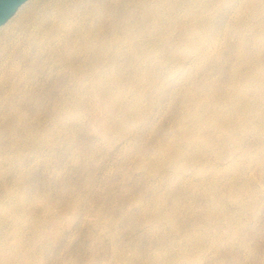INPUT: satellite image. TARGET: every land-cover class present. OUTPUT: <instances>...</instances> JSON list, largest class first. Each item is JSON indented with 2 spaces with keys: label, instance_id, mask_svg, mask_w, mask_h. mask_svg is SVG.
I'll return each instance as SVG.
<instances>
[{
  "label": "rangeland",
  "instance_id": "obj_1",
  "mask_svg": "<svg viewBox=\"0 0 264 264\" xmlns=\"http://www.w3.org/2000/svg\"><path fill=\"white\" fill-rule=\"evenodd\" d=\"M35 1L37 0H26L24 3H22L17 8L15 13L4 24L0 26V33L5 28L13 25L17 17L23 14L26 9ZM238 11L240 12L228 11L226 16L219 20L218 24H206V28H201L199 29L200 31L194 32V36H190L192 38L191 41L187 38L189 36L188 34L191 35L190 32H193V30L191 29V24H186L188 26L187 28H179L181 26H184L182 24L178 25L179 27H177V29L176 27H174L167 31L163 30L161 34L164 40L162 47L164 46V48H162L163 50L161 49V54L159 53L158 55H152V57L146 61H136L126 58L118 59L116 61L117 64L114 62L112 67V74L116 79L111 78L114 77L113 75L109 77H100L101 85L99 89H97L98 92H85L86 94H84V97L86 95L87 96L85 99L83 98L84 101H80V105L77 104L70 108H53L55 106L49 104L38 105L28 103L24 105H16L12 108L5 106L2 109L3 114L0 116V144H3L1 149L2 152L6 153L5 151H8L6 145H8L9 143L13 141L14 143H17V145L14 144V168L12 167V169L9 170V164L8 162H6L5 168L3 169V175L8 177L9 180L12 178V180L15 181V184L17 186H15V188L18 191V199H26L28 205L32 203L29 208L31 207L30 213L33 220L36 221V219H38L37 222H45L49 217V219L47 220L48 224L46 225L45 223L46 228L42 227L40 229H36L34 232L35 239L37 241L40 239L41 240L38 242L33 241V243L27 247L28 249L26 248L27 251L24 250L22 252L23 259L20 258L17 264H264V98L260 97L261 95H264V90L262 91V89H264V87H262L264 86V84L262 86H259L251 82L248 86H240V89H244L246 91L247 96L245 95L244 98L249 97V100L256 102V108H254V110L250 111L249 114H247L249 125L242 126L241 124L239 125V123H237L238 128L237 126L236 128L238 129V131L236 129L235 132L233 131L232 133H230L231 135L226 134L227 132L221 133L225 135H222L223 137L221 135L219 136L223 141L227 139L226 136H229V139L224 142H222L219 138L218 143H222L221 145L223 149L217 143V140L215 143L213 142L215 145L211 143L215 148H212L213 146H209V149H207V145L204 146L203 144L204 139L202 138V134L200 136L198 135L201 142L199 141V138H196L197 135L196 137L194 136L195 139H191V141L193 140V143L195 140L194 144H196L197 142V144L204 146L205 149H207L205 154L206 157L209 155L207 158H209L211 162H207V160L203 162L188 161L189 152L187 153V151L184 150V147L185 149L187 147L188 149H192L195 145L192 147L190 145V142H188L187 146V141H184L185 139L183 138L181 139L183 127L181 126V123H179L182 122V114L184 109L183 103L185 101L188 90H193L201 94L205 93V90L209 91L208 89H210L211 92L209 91L208 93L206 91V93H208L210 97L212 96V94V97H215L217 95L223 94L224 92H227L229 89H232V86L228 87V81L230 86V82L235 77V75L254 76L258 69L260 70V68L262 69L263 67L264 70V66H262V64L264 65V0H252L250 3L248 0L247 5ZM178 33L179 36H177ZM185 34L187 35L185 36ZM171 37L176 38V41ZM256 38L257 40L253 42V40H255ZM185 39L187 41V44L186 41H184ZM167 40L169 42H167ZM194 41L203 42V45L205 47L199 49L194 44ZM239 43H241V46L239 45ZM166 44H168L167 48L165 47ZM257 44H259V46ZM170 45H172V47H170ZM212 47L213 49H211ZM206 51H208V53ZM162 54L165 57H163ZM170 54L171 56H169ZM191 61L193 64L191 63ZM252 62L255 64L253 65ZM169 64L172 65L169 66ZM232 66L235 68L233 69ZM144 67L150 70L148 71ZM133 74L137 77H135ZM185 77L188 78L186 79ZM110 79L112 80V86L110 85V83H108L111 82ZM156 80L158 81L156 82ZM204 83L206 84V86ZM183 85L185 86L184 88ZM114 87L115 89H112ZM143 87L146 89L143 90ZM100 88L104 90L100 91ZM204 88L205 90H203ZM201 89L204 92H201ZM258 89L260 90L259 92ZM106 90L108 93L106 92ZM110 90L113 91V95L111 94ZM100 93L101 96L99 95ZM110 95H112L113 99H111ZM97 96H100L99 99L97 98ZM105 96L109 98L107 99V101H105ZM101 97H105V99L103 98L104 101H101V103H105L108 101L111 102L110 107H108L109 111L107 110V105L109 106V102L101 104L99 101L102 100L100 99ZM112 100H115L116 102H112ZM93 104L94 106L90 107ZM99 105L103 106L100 108ZM79 106L82 109L79 108ZM63 108L66 110V112H64L65 110ZM123 108L127 111L126 113ZM21 110L24 114L26 113L25 118L23 117L24 114H22V116V112H19ZM67 111H70V113L68 114ZM112 111L115 112V115L114 113H112ZM9 113H11V117L9 116ZM60 113L62 115H60ZM66 113V117H63V115ZM57 114L59 115L58 117ZM78 114L81 115L79 116ZM179 114L181 116L180 118H178ZM103 115L105 117L107 116L106 120H104L106 122L103 121V119L105 118L103 117ZM123 118H125L126 120ZM141 118H143L142 121ZM113 121L115 122L113 123ZM128 121L130 123L132 122L134 125L131 123L132 126H129L130 123ZM16 124H18V126H16ZM106 125L109 127L107 128ZM110 125H112V127H110ZM134 127L135 132L131 131L134 129ZM240 128L242 129V133H245V135H242ZM262 128L263 130H261ZM10 129H12V131ZM67 129L69 131H67ZM128 129L130 131V134H127ZM251 129L252 132H250ZM65 130L68 133H66ZM27 131L28 133H26ZM108 131L111 133H109ZM239 132L242 136L239 134ZM233 133H236L235 136L233 135ZM22 134H24V136ZM197 139L199 142L197 141ZM241 140H243V142ZM174 143V147H176L177 149L174 151L179 150L182 152L180 153L181 155L179 157L181 159L183 158V156L187 157L186 159L184 157L182 159L183 161L180 160L179 157H177V160L175 158V163L170 159V150L172 148L169 149V147H171L170 145ZM229 144L230 146L228 147ZM189 146H191V148ZM226 146L230 151L225 148ZM232 148L233 150H236V152H234L237 155L235 156L234 160H232L233 158H231L233 157L232 153H234ZM160 149H162L163 151H160ZM166 149H168V153L166 152ZM224 149L226 152L224 151ZM209 151L211 152L209 153ZM241 151H245L244 155H247L251 158H248L247 156L245 157L244 155L242 156L241 154H243V152ZM27 152H30V154ZM165 152L167 154H165ZM219 152H222L221 155L223 154V157L220 161L216 159V157L218 158L217 154H219ZM26 153L28 154L27 156ZM183 153H185V155ZM154 154H157V156L155 155L157 160L154 157ZM163 154L166 156L164 157ZM228 154L230 155V157ZM158 155L161 159L158 158ZM140 158L143 160L140 161ZM237 158H240L239 160L242 162H240ZM162 159L163 163L161 164V166L159 163L162 162ZM166 159L169 162L167 163V168L164 166V163L167 166ZM146 160H148L149 162ZM235 160L236 163L238 162V165L236 163H232L235 162ZM144 162L145 164H143ZM138 163L140 164L139 166H137ZM239 163H242V165ZM178 164L183 168L180 167L179 169ZM246 164L249 165L247 166ZM34 165H36V167ZM170 165H172V167L174 166L175 168L173 169L172 167H170ZM192 165L195 168H192ZM160 166L161 170L158 169L160 168ZM232 168L235 170H233ZM258 168L260 169V171ZM175 169H177V171H175L177 173L174 172ZM183 169H185L184 172ZM195 170L197 174L199 171V175L196 174ZM152 171L153 173H151ZM258 171L262 175H259ZM238 172H240V174ZM20 174L25 175L21 176ZM231 176H233L234 179L231 178ZM16 181L19 183V185L22 186H19ZM209 182L211 184H209ZM215 183H218L217 186ZM234 185L236 186L234 187ZM22 189L24 190V192H22ZM153 189L155 190V192L152 191ZM212 189L214 191L217 190V193ZM222 189H224V191ZM229 189L234 193L232 191L229 193ZM254 189L257 190V193ZM235 191L237 192L235 193ZM208 192L214 194L208 195ZM249 194L252 196H250ZM173 195L175 196V198ZM157 196L160 198H157ZM176 196L179 198L176 199ZM227 197L228 199H226ZM162 199L164 200V202ZM39 200L41 205L40 203H37ZM132 201L137 202L138 204L133 203ZM52 203L53 205H51ZM68 203L71 204L69 205ZM49 205L50 207H48ZM209 205H211L212 207ZM144 206L146 211L143 208ZM215 206L218 207V210L217 208H215ZM33 207L35 210H33L34 212L32 211ZM213 208L214 211L210 212L213 210ZM222 210H224L223 212L225 216L222 214ZM98 212L100 214H98ZM143 212L146 214L145 217V214ZM32 213L34 214L32 215ZM228 213H230V215H228ZM190 214L191 216L189 217ZM218 214L220 216L216 218ZM220 217L221 222H219ZM105 220H108V222ZM166 220L168 222H166ZM206 221H209L210 225L209 222L207 223ZM49 222H53L51 223V226ZM106 223H108V225ZM150 223L152 224L151 226ZM52 224L54 226H52ZM174 224L176 226L178 224L177 227L179 229ZM240 224H242L243 226ZM189 226H191L193 229ZM217 227L219 228L217 229ZM215 229L217 231H215ZM221 229L224 231L221 232ZM191 230H194L195 232L193 231V233ZM43 231L46 233V236L44 235L45 233ZM174 231H176L177 233L175 232V234ZM207 231L208 233H206V235L205 232ZM226 231L229 233H227ZM38 232H40L41 234ZM231 232L233 234H230ZM172 233H174V235ZM224 234L226 235L225 238L222 236ZM235 235L237 237H235ZM168 236L170 239H168ZM233 236L234 238H231ZM54 237L55 239H53ZM210 237L213 238L211 239ZM97 238L100 241H98ZM135 243H138L137 246ZM191 243L193 244L191 245ZM180 246L182 247V249ZM112 247L114 249H112ZM208 249H212L213 251H208ZM5 255H7V253H4V256ZM27 256H31L28 262L27 260H24V257ZM72 258L75 261L72 260ZM217 258L218 260H216ZM63 259L66 262L63 261ZM91 260H93V262H91ZM261 260L263 261L261 262Z\"/></svg>",
  "mask_w": 264,
  "mask_h": 264
},
{
  "label": "bare ground",
  "instance_id": "obj_2",
  "mask_svg": "<svg viewBox=\"0 0 264 264\" xmlns=\"http://www.w3.org/2000/svg\"><path fill=\"white\" fill-rule=\"evenodd\" d=\"M248 0H37L33 2L26 11L17 17L15 23L8 28H5L0 33V116L3 114L2 109L5 106L12 108L16 105H24V104H38L44 105L49 104L56 107H65L70 108L75 105H80V101H84L86 96L84 97L85 92L92 91L91 93L98 92L97 89L100 87V77H109L112 74L113 63L118 59H133L136 61L139 60H148L152 57V55L161 54L162 44L164 42L162 31L169 30L171 28L179 27L178 25H184L179 28H187L186 24H191L193 32H190L187 37L191 41V37L195 35L194 32L200 31L201 28H206V24H218L219 20L226 16L228 11L240 12L238 10L242 9L247 5ZM252 0H249V3ZM257 14V13H256ZM4 24V23H3ZM210 25V26H211ZM245 25V24H244ZM190 26V25H189ZM234 26V25H233ZM238 26V25H237ZM236 28V25H235ZM241 28V27H240ZM189 30V29H188ZM179 31V30H178ZM235 31V30H234ZM176 32V31H175ZM173 33V32H172ZM181 33V32H180ZM171 35V34H170ZM175 35V34H174ZM187 34H185L186 36ZM240 35V34H238ZM179 36V33L178 35ZM184 36V35H183ZM191 36V37H190ZM217 37V35H216ZM215 37V38H216ZM234 37V36H233ZM172 39L176 38L171 37ZM178 38V37H177ZM181 38V37H180ZM207 38V37H206ZM232 38V37H231ZM205 39V38H204ZM250 39V38H249ZM248 39V40H249ZM253 39V38H252ZM182 40V39H181ZM221 40V39H220ZM235 40V39H233ZM257 38L254 41H256ZM186 41V39L184 40ZM167 42H169L167 40ZM166 42V43H167ZM262 43V42H261ZM170 44V43H169ZM187 44V41H186ZM194 44L199 48L205 47L203 42L194 41ZM241 43H239L240 45ZM165 45V44H164ZM168 44H166V48ZM194 45V46H195ZM259 46V44H257ZM174 46V45H173ZM187 46V45H186ZM216 46V45H214ZM219 46V45H218ZM241 46V45H240ZM172 47V45H170ZM177 47V46H175ZM208 48V47H207ZM170 49V48H169ZM196 49V48H195ZM194 49V50H195ZM213 49V47L211 48ZM210 49V50H211ZM262 49V48H261ZM260 49V50H261ZM163 50V49H162ZM259 50V49H258ZM166 51V50H165ZM257 51V50H255ZM164 52V51H163ZM162 52V53H163ZM184 52V51H183ZM198 52V51H197ZM208 53V51H206ZM240 52V51H239ZM170 53V52H169ZM174 53V50H173ZM238 53V52H237ZM242 53V52H241ZM257 53V52H256ZM164 54V53H163ZM162 54L163 57H165ZM174 55V54H173ZM187 55V54H186ZM193 55V54H192ZM195 55V54H194ZM206 55V54H204ZM171 56V54L169 55ZM240 56V55H239ZM260 56V55H259ZM186 57V56H185ZM184 57V58H185ZM191 57V56H190ZM171 58V57H170ZM169 58V59H170ZM157 59V58H156ZM160 59V58H159ZM164 59V58H163ZM183 59V58H182ZM205 59V58H204ZM243 60V58H242ZM246 60V59H245ZM261 60V59H260ZM152 61V60H151ZM156 61V60H155ZM154 62V60H153ZM165 62V61H163ZM162 62V63H163ZM194 62V61H193ZM247 62V61H246ZM137 63V62H136ZM139 63V62H138ZM158 63V61H157ZM156 63V65H157ZM170 63V62H169ZM192 63V61H191ZM238 63V61H237ZM242 63V61H241ZM253 63V62H252ZM117 64V63H116ZM131 64V63H130ZM150 64V63H149ZM155 64V63H153ZM165 64V63H164ZM193 64V63H192ZM233 64V62H232ZM255 63H253L254 65ZM166 65V64H165ZM172 65V64H171ZM169 64V66H171ZM199 65V64H198ZM249 65V64H248ZM247 65V66H248ZM252 65V66H253ZM133 66V64H132ZM191 66V65H190ZM238 66V65H237ZM262 66H264L262 64ZM116 67V66H115ZM164 67V65H163ZM162 67V69H163ZM173 67V66H172ZM231 67V65H230ZM233 67V66H232ZM134 68V67H133ZM141 68V67H140ZM146 68V67H144ZM154 68V67H153ZM235 67H233L234 69ZM115 69V68H114ZM135 69V68H134ZM133 69V70H134ZM147 69V68H146ZM159 69V68H158ZM176 69V68H175ZM174 69V70H175ZM244 69V68H243ZM148 70V69H147ZM150 70V69H149ZM148 70V71H149ZM178 70V69H177ZM236 70V69H235ZM246 70V69H245ZM256 70V69H255ZM115 71V70H114ZM113 71V72H114ZM124 71V70H123ZM136 71V70H135ZM134 71V72H135ZM146 71V70H145ZM173 71V70H172ZM171 71V72H172ZM243 71V70H242ZM153 72V71H152ZM156 72V71H154ZM241 72V71H240ZM238 72V73H240ZM254 72V71H253ZM117 73V72H115ZM122 73V71H121ZM141 73V72H140ZM158 73V72H157ZM168 73V72H167ZM191 73V72H190ZM231 73V71H230ZM229 73V74H230ZM237 73V72H236ZM127 74V73H126ZM118 75V74H117ZM121 75V74H120ZM119 75V76H120ZM134 75V74H133ZM132 75V76H133ZM172 75V74H171ZM217 75V74H216ZM114 76V75H113ZM137 77L136 75H134ZM133 76V77H134ZM231 76V75H230ZM150 77V76H149ZM112 79L115 78L111 77ZM123 78V77H122ZM142 78V76H141ZM158 78V77H157ZM186 78V77H185ZM188 78V77H187ZM186 78V79H187ZM105 79V78H104ZM107 79V78H106ZM116 79V78H115ZM119 79V77H118ZM146 79V78H145ZM163 79V78H162ZM111 80V79H110ZM230 80V79H229ZM153 81V80H152ZM158 80H156L157 82ZM205 81V80H204ZM104 82V81H103ZM115 82V81H114ZM113 82V83H114ZM118 82V81H117ZM130 82V81H129ZM255 83L259 86L264 84V70L263 67L256 72L254 76H236L231 80L230 86L228 81L229 89L227 92L223 94L217 95L215 97L209 96V91L205 90V93H197L193 90H188V93L185 97V101L183 103L184 109L182 114V122L181 126L182 137L181 139H185L186 145L188 146V142L193 147L192 149H188V147L184 150L187 151L189 157L188 161H205L211 162L209 158L206 157V150L209 149V146L215 145L214 143L217 140L219 141V136L224 135L222 132H227L226 134L231 135L233 131L235 132L238 128L237 123L242 126H247L248 117L250 111L256 108V102L249 100V97L244 98L246 95V91L244 89H240V86L249 85V83ZM110 85L112 86V80ZM135 83V82H134ZM225 83V82H224ZM145 84V83H144ZM205 84V83H204ZM226 84V83H225ZM109 85V86H110ZM120 85V84H119ZM130 85V84H129ZM185 85V84H184ZM183 85V88L185 87ZM253 85V84H252ZM155 86V84H154ZM187 86V85H186ZM206 86V84H205ZM121 87V86H120ZM134 87V86H133ZM145 87V86H144ZM143 87V90L146 88ZM153 87V86H152ZM209 87V86H208ZM258 87V86H257ZM264 87V86H262ZM109 88V87H108ZM140 88V87H139ZM151 88V87H150ZM207 88V87H206ZM214 88V87H213ZM245 88V87H244ZM256 88V87H254ZM253 88V89H254ZM112 89H115L112 88ZM138 89V88H136ZM135 89V90H136ZM152 89V88H151ZM194 89V88H193ZM225 89V88H224ZM260 89V88H259ZM258 89V92L260 91ZM104 90L100 88V91ZM109 90V89H107ZM106 90V92H107ZM132 90V89H131ZM141 90V89H140ZM202 90V89H201ZM201 92H204V91ZM264 89H262L263 91ZM111 94H112V90ZM118 91V90H117ZM139 91V90H137ZM136 91V92H137ZM200 91V90H199ZM206 91L208 93H206ZM222 91V90H221ZM254 91V90H253ZM105 92V91H104ZM116 92V90H115ZM211 92V91H210ZM220 92V91H219ZM108 93V92H107ZM119 93V92H118ZM138 93V92H137ZM143 93V91H142ZM215 93V92H214ZM106 94V93H105ZM120 94V93H119ZM135 94V92H134ZM218 94V93H217ZM264 94V92H263ZM101 96V93L99 94ZM103 95V93H102ZM108 95V94H107ZM106 95V96H107ZM113 95V94H112ZM112 95H110L111 99H113ZM90 96V95H89ZM99 96V97H100ZM105 96V97H106ZM140 96V95H139ZM247 96V95H246ZM255 96V95H254ZM253 96V97H254ZM97 96V98L99 99ZM105 97H103L105 99ZM109 97V96H108ZM138 97V96H137ZM264 98V95L260 96ZM84 98V99H83ZM89 98V97H87ZM102 97L99 100L104 101ZM97 99V101H98ZM106 97V100L107 101ZM124 100V99H123ZM264 100V99H263ZM86 101V100H85ZM111 101V100H110ZM115 100H112V102ZM128 101V100H126ZM125 101V104H126ZM257 101V100H256ZM260 101V100H259ZM89 102V101H88ZM94 102V100H93ZM92 102V103H93ZM109 102V101H108ZM105 102V103H108ZM116 102V101H115ZM99 103V102H98ZM99 103V104H100ZM101 103V104H105ZM107 105V110L108 107ZM128 103V102H127ZM259 104V103H258ZM96 105V104H95ZM145 105V104H144ZM94 106L91 105L90 107ZM100 106V105H99ZM98 106V107H99ZM103 106V105H102ZM100 106V108L102 107ZM123 106V105H122ZM126 106V105H125ZM124 107V106H123ZM131 107V106H128ZM127 107V108H128ZM182 107V105H181ZM180 107V108H181ZM52 108V107H51ZM79 108H81L79 106ZM96 108V107H95ZM99 108V109H100ZM116 108V106H115ZM126 108V107H125ZM264 108V106H263ZM64 109V108H63ZM82 109V108H81ZM90 109V108H89ZM97 109V108H96ZM37 110V109H36ZM65 110V109H64ZM92 110V108H91ZM103 110V109H102ZM114 110V109H110ZM124 110V108H123ZM40 111V110H39ZM54 111V109H53ZM63 111V110H62ZM61 111V112H62ZM83 111V110H82ZM94 111V108H93ZM106 111V110H105ZM109 111V110H108ZM106 111V112H108ZM125 113L127 112L124 110ZM140 111V110H139ZM142 111V110H141ZM261 111V109H260ZM20 113L22 112L19 111ZM60 112V109H59ZM66 112V110L64 111ZM68 112V111H67ZM78 112V111H76ZM81 112V111H80ZM130 112V111H128ZM259 112V111H258ZM19 113V114H20ZM39 113V112H38ZM37 113V114H38ZM58 113V112H57ZM70 111L68 112V114ZM109 113V112H108ZM112 113L115 112L112 111ZM117 113V111H116ZM122 113V112H121ZM124 113V114H125ZM253 113V112H252ZM256 113V112H255ZM5 114V113H4ZM11 113H9V116ZM24 114L23 112L21 115ZM26 114V113H25ZM24 114V118L26 117ZM53 114V113H52ZM107 114V113H106ZM104 114V115H106ZM142 114V113H141ZM254 114V113H253ZM60 115H62L60 113ZM67 113L63 115L66 117ZM79 115V114H78ZM81 115V114H80ZM79 115V116H80ZM103 115V117H105ZM112 115V114H111ZM123 115V114H122ZM131 115V114H130ZM263 115V114H262ZM35 116V115H34ZM42 116V115H41ZM59 115L57 114V117ZM78 116V117H79ZM113 116V115H112ZM253 116V115H252ZM258 116V115H257ZM6 117V116H5ZM3 117V118H5ZM18 117V116H17ZM50 117V116H49ZM54 117V116H53ZM62 117V118H63ZM107 117V116H106ZM106 117L103 119L106 120ZM110 117V115H109ZM180 114L179 117L180 118ZM32 118V117H31ZM121 118V117H120ZM133 118V117H132ZM131 118V119H132ZM250 118V117H249ZM256 118V117H255ZM18 119V118H17ZM29 119V118H28ZM33 119V118H32ZM66 119V118H65ZM125 119V118H123ZM127 119V114H126ZM125 119V120H126ZM139 119V117H138ZM143 118H141L142 121ZM176 119V118H175ZM263 119V118H262ZM261 119V120H262ZM27 120V119H26ZM56 120V119H55ZM113 120V119H112ZM133 120V119H132ZM260 120V119H259ZM258 120V121H259ZM31 121V120H30ZM122 121V120H121ZM140 121V119H139ZM106 122V121H104ZM111 122V121H110ZM115 121H113L114 123ZM125 122V121H124ZM129 122V121H128ZM135 122V121H134ZM52 123V122H51ZM108 123V122H107ZM112 123V124H113ZM118 123V122H117ZM120 123V122H119ZM122 123V122H121ZM130 123V122H129ZM132 123V122H131ZM129 126H132V124ZM139 123V122H137ZM173 123V122H172ZM254 123V122H253ZM19 124V123H18ZM16 124V126H18ZM24 124V122H23ZM171 124V123H169ZM11 125V124H10ZM69 125V124H68ZM134 125V124H133ZM9 126V125H8ZM7 126V127H8ZM36 126V125H35ZM38 126V124H37ZM116 126V125H115ZM118 126V124H117ZM177 126V125H176ZM237 126V128H236ZM253 126V125H252ZM24 127V126H23ZM73 127V126H72ZM108 128L109 126L106 125ZM112 127V125H110ZM179 127V124H178ZM240 127V126H239ZM249 127V126H248ZM251 127V126H250ZM17 128V127H16ZM28 128V126H27ZM32 128V127H31ZM104 128V127H103ZM128 128V127H127ZM130 128V127H129ZM264 128V127H263ZM263 128L261 130H263ZM23 129V128H22ZM34 129V128H33ZM61 129V128H60ZM69 129V128H68ZM67 129V131H69ZM117 129V128H115ZM241 129V128H240ZM239 129V130H240ZM246 129V128H245ZM253 129V128H252ZM252 129L250 132H252ZM12 131V129H10ZM28 130V129H27ZM38 130V129H37ZM72 130V129H71ZM75 130V129H74ZM257 130V129H256ZM33 131V130H32ZM66 130L65 132L68 133ZM105 131V130H104ZM110 131V130H109ZM108 131V132H109ZM117 131V130H115ZM114 131V132H115ZM122 131V130H119ZM124 131V130H123ZM126 131V129H125ZM127 134H130L129 129L127 130ZM135 132V127L133 130ZM238 131V129H237ZM245 131V130H244ZM64 132V131H63ZM64 132V133H65ZM72 132V131H71ZM70 132V133H71ZM75 132V131H74ZM112 132V133H114ZM178 132V131H177ZM257 132V131H256ZM255 132V134H256ZM28 133V131L26 132ZM65 133V134H66ZM73 133V132H72ZM111 133V132H109ZM118 133V132H117ZM125 133V132H124ZM237 133V132H236ZM235 133V134H236ZM242 133V129H241ZM247 133V131H246ZM106 134V133H104ZM119 134V133H118ZM117 134V135H118ZM122 134V133H120ZM176 134V133H175ZM203 135L204 146L207 145V149L204 146L199 144H194L193 140L194 136L199 138L200 135ZM233 133V135L235 136ZM240 134V132H239ZM24 136V134H22ZM173 135V134H172ZM199 135V136H198ZM241 135V134H240ZM242 135H245V133ZM241 135V136H242ZM248 135V134H247ZM254 135V134H253ZM252 135V136H253ZM264 135V134H263ZM7 136V135H5ZM17 136V135H16ZM75 136V133H74ZM105 136V135H104ZM175 136V135H174ZM225 136V135H224ZM237 136V135H236ZM255 136V135H254ZM111 137V135H110ZM122 137V136H121ZM185 137V138H184ZM223 137V136H222ZM232 137V136H231ZM258 137V136H257ZM11 138V137H10ZM104 138V137H103ZM120 138V137H119ZM174 138V137H173ZM229 139V136H226ZM238 138V136H237ZM260 138V137H259ZM9 139V138H8ZM7 139V141H8ZM106 139V138H105ZM195 139V138H194ZM223 139V138H222ZM225 139L224 141H227ZM239 139V138H238ZM237 139V140H238ZM241 139V137H240ZM107 140V139H106ZM109 140V139H108ZM177 140V139H176ZM202 140V139H201ZM221 140V138H220ZM6 141V142H7ZM13 141V140H12ZM116 141V140H115ZM158 141V140H156ZM168 141V140H167ZM180 141V140H179ZM183 141V140H182ZM198 141V139H197ZM198 141V142H199ZM224 142L223 140H221ZM235 141V138H234ZM243 142V140H241ZM37 142V141H36ZM73 142V141H72ZM129 142V141H128ZM161 142V141H160ZM166 142V141H165ZM171 142V141H170ZM174 142V141H173ZM172 142V143H173ZM201 142V141H200ZM214 142V143H213ZM231 142V141H230ZM154 143V142H153ZM157 143V142H156ZM155 143V144H156ZM181 143V142H180ZM193 143V144H191ZM213 145H212V144ZM226 143V142H225ZM237 143V142H236ZM235 143V144H236ZM7 144V143H6ZM5 144V145H6ZM14 144L17 143L11 142L6 145L8 151L6 153L2 152V145L0 144V264H17V262L22 258V252L26 250L28 246H30L33 241L38 242L40 240H36L34 237V232L36 229L44 228L47 220L45 222H37L38 219L33 220L31 216V211L26 199L20 200L18 199V191L15 188L16 184L12 178L9 180L8 177L3 175V169L5 168V163L8 162L9 170L13 167V157H14ZM35 144V141H34ZM177 144V143H176ZM183 144V143H182ZM219 144V143H218ZM222 144V143H221ZM220 147L222 148V145ZM224 144V143H223ZM232 144V143H231ZM241 144V143H239ZM238 144V145H239ZM159 145V143H158ZM168 145V144H166ZM179 145V144H178ZM226 145V144H225ZM29 146V145H28ZM172 148L170 151V159L175 163V158L179 157L182 153L177 150L175 143L170 145ZM181 146V145H180ZM191 146H189L191 148ZM218 146V145H217ZM230 144L228 145V147ZM232 146V145H231ZM5 147V146H4ZM19 147V146H18ZM157 147V146H156ZM164 147V146H163ZM219 147V148H220ZM237 147V146H236ZM235 147V148H236ZM74 148V147H73ZM178 148V147H177ZM180 148V147H179ZM212 148H215L214 146ZM211 148V149H212ZM227 148V146L225 147ZM234 148V147H233ZM232 148V150H233ZM37 149V148H36ZM165 149V148H164ZM183 149V148H182ZM223 149V148H222ZM228 149V148H227ZM34 150V149H33ZM162 149H160L161 151ZM173 150V151H172ZM213 150V149H212ZM218 150V149H217ZM229 150V149H228ZM247 150V149H246ZM25 151V150H24ZM32 151V150H30ZM35 151V150H34ZM74 151V150H73ZM163 151V150H162ZM183 151V150H182ZM214 151V150H213ZM221 151V150H220ZM225 151V149H224ZM223 151V152H224ZM230 151V150H229ZM228 151V152H229ZM236 150H233V152ZM240 151V150H238ZM248 151V150H247ZM246 151V153H247ZM37 152V151H36ZM168 153V149H166ZM165 152V154H167ZM211 151H209L210 153ZM218 152V151H217ZM226 152V151H225ZM233 154L232 160H234L236 153ZM243 152V151H241ZM245 152V151H244ZM241 154L242 156L244 155ZM30 154V152H27ZM26 153V156L28 155ZM153 153V152H152ZM186 153V154H187ZM222 153V152H221ZM219 152L218 158L216 159L220 161L222 159V155ZM159 154V153H157ZM157 154H154L157 156ZM185 155V153H183ZM182 154V155H183ZM208 154V151H207ZM213 154V153H212ZM211 154V155H212ZM250 154V153H249ZM152 155V154H151ZM164 155V154H163ZM226 155V153H225ZM229 155V154H228ZM142 156V155H141ZM166 155H164L165 157ZM168 156V155H167ZM214 156V154H213ZM241 156V157H242ZM245 156V155H244ZM247 156V155H246ZM245 156V157H246ZM16 157V156H15ZM147 157V156H146ZM150 157V156H149ZM153 157V158H154ZM185 156H183L184 158ZM215 157V156H214ZM230 157V155H229ZM240 157V156H239ZM248 157V156H247ZM20 158V157H18ZM23 158V157H22ZM144 158V156H143ZM152 158V157H151ZM156 158V157H155ZM154 158V159H155ZM158 158L161 159L158 155ZM180 158V157H179ZM182 158V159H183ZM187 157H185L186 159ZM230 158V159H231ZM243 158V157H242ZM241 158V159H242ZM251 158V157H248ZM150 159V158H149ZM180 158V160H182ZM184 159V160H185ZM190 159V160H189ZM209 159V160H208ZM215 159V161H216ZM229 159V158H228ZM238 160L240 158H237ZM247 159V158H246ZM19 160V159H18ZM143 159L140 158V161ZM157 160V158H156ZM214 160V158H213ZM231 160V161H232ZM245 160V159H243ZM20 161V160H19ZM148 161V160H146ZM155 161V160H154ZM161 161V160H160ZM167 161V159H166ZM165 161V162H166ZM170 161V160H169ZM183 161V160H182ZM181 161V163H182ZM230 161V162H231ZM240 161V160H239ZM251 161V159H250ZM16 162V160H15ZM32 162V161H31ZM149 162V161H148ZM214 162V161H213ZM229 162V160H228ZM227 162V163H228ZM242 162V161H240ZM141 163V162H140ZM158 163V161H157ZM163 163H159L160 165ZM169 163L168 161L166 164ZM171 163V162H170ZM192 163V162H191ZM216 163V162H215ZM213 163V164H215ZM220 163V162H219ZM222 163V162H221ZM232 163H236L232 162ZM238 163V162H237ZM236 163V164H237ZM247 163V162H246ZM20 164V162H19ZM142 164V163H141ZM145 164V162L143 163ZM151 164V163H150ZM180 164V163H179ZM178 164V166H179ZM187 164V163H186ZM218 164V163H217ZM229 164V163H228ZM242 165V163H239ZM140 164L138 163L137 166ZM147 165V164H146ZM175 165V164H174ZM191 165V164H190ZM194 165V163H193ZM192 168H195L193 167ZM206 165V164H205ZM204 165V166H205ZM212 165V164H211ZM220 165V164H219ZM238 165V164H237ZM244 165V164H243ZM247 165V164H246ZM249 165V164H248ZM247 165V166H248ZM19 166V165H18ZM21 166V165H20ZM36 167V165H34ZM154 166V165H153ZM151 166V167H153ZM162 166V165H161ZM161 166L160 169L161 170ZM164 166H167L164 163ZM196 166V165H195ZM199 166V165H198ZM226 166V165H225ZM229 166V165H227ZM256 166V165H255ZM143 167V166H142ZM149 167V166H148ZM172 167V165H170ZM182 166H179V169ZM188 167V166H186ZM202 167V166H201ZM200 167V169H201ZM213 167V166H212ZM219 167V166H218ZM233 167V166H232ZM236 167V166H235ZM239 167V166H238ZM241 167V166H240ZM14 168V167H13ZM137 168V167H136ZM175 168L174 166L172 167ZM183 168V167H182ZM181 168V169H182ZM211 168V167H210ZM216 168V167H215ZM227 168V167H226ZM249 168V167H248ZM262 168V167H261ZM22 169V168H21ZM145 169V168H142ZM155 169V168H154ZM153 169V170H154ZM156 169V170H158ZM172 169V170H173ZM186 169V168H185ZM183 169V172L184 170ZM199 169V170H200ZM204 169V168H203ZM202 169V171H203ZM221 169V166H220ZM233 169V168H232ZM238 169V168H237ZM259 169V168H258ZM14 170V169H13ZM17 170V169H16ZM138 170V169H136ZM155 170V171H156ZM197 170V169H196ZM195 170V172H196ZM208 170V169H207ZM225 170V168H224ZM235 170V169H233ZM250 170V169H249ZM8 171V170H7ZM20 171V169H19ZM151 171V170H150ZM163 171V170H162ZM167 171V170H166ZM177 169L174 170V172ZM191 171V170H190ZM243 171V170H242ZM260 171V169H259ZM258 171L259 175L261 174ZM262 171V169H261ZM264 171V170H263ZM23 172V171H22ZM21 172V173H22ZM134 172V171H133ZM132 172V173H133ZM169 172V171H168ZM172 172V171H171ZM170 172V173H171ZM241 172V171H240ZM240 172H238L240 174ZM16 173V171H15ZM131 173V174H132ZM153 173V171L151 172ZM166 173V172H165ZM177 173V172H175ZM215 173V172H214ZM30 174V173H29ZM162 174V172H161ZM197 174V172H196ZM238 174V175H239ZM21 175V174H20ZM25 175V174H24ZM23 174L21 176H24ZM156 175V174H155ZM167 175V174H166ZM187 175V174H186ZM199 175V171L198 174ZM196 175V176H197ZM205 175V174H204ZM244 175V174H243ZM249 175V174H247ZM262 175V174H261ZM122 176V175H121ZM150 176V174H149ZM181 176V175H180ZM201 176V175H200ZM199 176V177H200ZM215 176V175H214ZM217 176V175H216ZM242 176V175H241ZM255 176V175H254ZM175 177V176H174ZM190 177V176H189ZM211 177V176H210ZM213 177V176H212ZM253 177V176H252ZM17 178V177H16ZM187 178V177H186ZM204 178V177H203ZM222 178V175H221ZM230 178V177H229ZM233 178V176H231ZM230 178V179H231ZM248 178V177H247ZM22 179V178H21ZM212 179V178H211ZM228 179V178H227ZM226 179V180H227ZM234 179V178H233ZM249 179V178H248ZM203 180V179H202ZM123 181V179H122ZM201 181V178H200ZM236 181V180H235ZM241 181V180H240ZM249 181V180H248ZM17 182V181H16ZM23 182V181H21ZM217 182V179H216ZM18 183V182H17ZM220 183V182H219ZM234 183V182H232ZM247 183V182H246ZM245 183V184H246ZM23 184V183H22ZM209 184H211L209 182ZM216 184V183H215ZM218 184V183H217ZM216 184V186H217ZM222 184V183H221ZM230 184V183H229ZM228 184V185H229ZM236 184V183H234ZM19 185V183H18ZM22 186V185H19ZM203 186V185H200ZM221 186V185H220ZM219 186V187H220ZM232 186V185H230ZM236 185H234L235 187ZM17 187V186H16ZM229 187V186H228ZM249 187V186H248ZM22 188V187H21ZM170 188V187H169ZM208 188V187H207ZM206 188V189H207ZM213 188V187H212ZM244 188V187H243ZM246 188V187H245ZM250 188V187H249ZM24 189V188H23ZM22 189V190H23ZM155 189V188H154ZM152 190L155 192V190ZM216 189V188H215ZM232 189V188H231ZM237 189V188H236ZM235 189V190H236ZM170 190V189H169ZM213 190V189H212ZM219 190V189H218ZM224 191V189H222ZM228 190V188H227ZM239 190V189H238ZM255 190V189H254ZM160 191V190H159ZM192 191V190H191ZM207 191V190H206ZM214 191V190H213ZM232 190L229 189V193ZM257 190H255L256 192ZM24 192V190L22 191ZM157 192V191H156ZM171 192V191H170ZM210 192V191H209ZM208 192V195L211 194ZM217 193V190L214 191ZM233 192V191H232ZM237 191H235L236 193ZM239 192V191H238ZM243 192V190H242ZM247 192V191H246ZM252 192V191H251ZM20 193V192H19ZM221 193V192H220ZM225 193V192H224ZM234 193V192H233ZM257 193V192H256ZM25 194V193H24ZM153 194V193H152ZM157 194V193H156ZM160 194V193H159ZM212 193L211 195H213ZM227 194V193H226ZM243 194V193H242ZM158 195V194H157ZM171 195V194H170ZM175 195V194H174ZM173 195V196H174ZM230 195V194H229ZM239 195V193H238ZM250 195V194H249ZM22 196V195H21ZM25 196V195H24ZM159 196V195H158ZM157 198H160L158 197ZM169 196V195H167ZM178 196V195H177ZM176 196V197H177ZM245 196V195H244ZM252 196V195H250ZM129 197V196H128ZM156 197V196H155ZM208 197V196H207ZM206 197V198H207ZM212 197V196H211ZM229 197V196H228ZM228 197L226 199H228ZM231 197V196H230ZM241 197V196H240ZM259 197V194H258ZM26 198V197H25ZM133 198V197H132ZM164 198V197H163ZM175 198V196H174ZM177 197L176 199H178ZM215 198V197H214ZM47 199V198H46ZM140 199V198H139ZM138 199V203H139ZM150 199V198H149ZM219 199V197H218ZM217 199V200H218ZM225 199V200H226ZM32 200V199H31ZM29 200V201H31ZM34 200V198H33ZM41 200V199H40ZM40 200L37 202L40 203ZM131 200V198H130ZM129 200V201H130ZM141 200V199H140ZM158 200V199H157ZM160 200V199H159ZM163 200V199H162ZM174 200V199H173ZM172 200V201H173ZM190 200V199H189ZM213 200V198H212ZM211 200V201H212ZM221 200V199H220ZM231 200V199H230ZM49 201V200H48ZM135 201V200H133ZM132 201V202H133ZM167 201V200H166ZM178 201V200H177ZM176 201V202H177ZM191 201V200H190ZM194 201V200H193ZM199 201V200H198ZM216 201V200H215ZM214 201V202H215ZM249 201V200H248ZM247 201V202H248ZM131 202V203H132ZM153 202V201H152ZM164 202V200H163ZM175 202V201H174ZM210 202V201H209ZM213 202V201H212ZM220 202V201H219ZM218 202V203H219ZM229 202V200H228ZM34 203V202H33ZM137 203V202H133ZM137 203V204H138ZM159 203V202H158ZM190 203V202H189ZM195 203V202H194ZM205 203V202H204ZM36 204V203H35ZM50 204V203H46ZM67 204V202H66ZM65 204V205H66ZM69 205L71 203H68ZM129 204V203H128ZM141 204V202H140ZM155 204V202H154ZM225 204V202H224ZM223 204V206H224ZM257 204V203H256ZM261 204V203H260ZM34 205V204H33ZM41 205V203H40ZM53 205V203L51 204ZM99 205V204H98ZM134 205V204H132ZM158 205V204H157ZM164 205V204H163ZM181 205V204H180ZM38 206V205H37ZM67 206V205H66ZM101 206V205H100ZM99 206V207H100ZM103 206V205H102ZM152 206V205H151ZM150 206V207H151ZM211 206V205H209ZM40 207V206H39ZM46 207V206H45ZM50 207V205L48 206ZM98 207V208H99ZM165 207V206H164ZM178 207V206H177ZM212 207V206H211ZM47 208V207H46ZM66 208V207H65ZM145 210V206L143 207ZM158 208V207H157ZM166 208V207H165ZM180 208V207H179ZM208 208V207H207ZM215 208L218 207L215 206ZM34 207L32 208V211ZM127 210V209H126ZM152 210V208H151ZM243 210V208H242ZM246 210V208H245ZM248 210V207H247ZM256 210V207H255ZM35 211V210H34ZM33 211V212H34ZM49 211V210H47ZM52 211V210H51ZM50 211V212H51ZM67 211V210H65ZM129 211V210H128ZM146 211V210H145ZM208 211V210H207ZM214 208L212 211L213 212ZM224 210H222V214L224 215ZM226 211V210H225ZM236 211V210H235ZM96 212V211H95ZM100 212V211H99ZM98 212V214H100ZM102 212V211H101ZM141 212V211H140ZM158 212V211H157ZM209 212V213H210ZM219 212V211H218ZM217 212V213H218ZM36 213V212H35ZM43 213V212H42ZM46 213V212H44ZM142 213V212H141ZM144 213V212H143ZM173 213V211H172ZM186 213V212H185ZM208 213V212H207ZM215 213V212H214ZM213 213V214H214ZM216 213V215H217ZM34 213H32L33 215ZM41 214V212H40ZM70 214V212H69ZM145 214V213H144ZM148 214V212H147ZM158 214V213H157ZM156 214V215H157ZM168 214V213H166ZM165 214V215H166ZM187 214V213H186ZM193 214V213H192ZM250 214V213H249ZM260 214V213H259ZM36 215V214H35ZM59 215V214H58ZM141 215V214H140ZM151 215V214H150ZM164 215V216H165ZM230 215V213H228ZM258 215V214H257ZM60 216V215H59ZM100 216V215H99ZM146 214L144 215V217ZM152 216V215H151ZM170 216V215H169ZM168 216V217H169ZM186 216V215H185ZM191 214L189 215V217ZM209 216V215H208ZM220 215L218 214L217 217ZM225 216V215H224ZM36 217V216H35ZM41 217V216H40ZM53 217V216H52ZM61 217V216H60ZM59 217V218H60ZM103 217V216H102ZM125 217V216H124ZM148 217V216H147ZM176 217V216H175ZM174 217V218H175ZM207 217V216H206ZM213 217V216H212ZM228 217V216H227ZM34 218V216H33ZM43 218V217H42ZM45 218V216H44ZM58 218V219H59ZM177 218V217H176ZM208 218V217H207ZM206 218V219H207ZM232 218V217H231ZM62 219V218H61ZM107 219V218H106ZM152 219V217H151ZM163 219V218H162ZM190 219V218H189ZM224 219V218H223ZM56 220V219H55ZM109 220V219H108ZM108 220H105L108 222ZM155 220V219H154ZM172 220V219H171ZM205 220V219H204ZM221 217L219 218V222ZM225 220V219H224ZM41 221V220H40ZM110 221V220H109ZM120 221V220H119ZM144 221V219H143ZM158 221V220H157ZM176 221V220H175ZM190 221V220H189ZM153 222V221H152ZM166 222H168L166 220ZM207 222V221H206ZM209 222V221H208ZM207 222V223H208ZM218 222V223H219ZM226 222V221H225ZM50 223V222H49ZM53 223V222H51ZM50 223V226H51ZM58 223V222H57ZM110 223V222H109ZM114 223V222H113ZM146 223V221H145ZM149 223V222H148ZM154 223V222H153ZM159 223V221H158ZM162 223V222H161ZM177 223V222H176ZM213 223V222H212ZM64 224V223H63ZM62 224V225H63ZM108 225V223H106ZM121 224V223H120ZM160 224V223H159ZM195 224V223H194ZM197 224V223H196ZM200 224V223H199ZM217 224V223H216ZM58 225V224H57ZM146 225V224H145ZM144 225V226H145ZM149 225V224H148ZM152 224L150 223V226ZM158 225V224H157ZM161 225V224H160ZM175 225V224H174ZM201 225V224H200ZM206 225V224H205ZM210 225V222H209ZM242 225V224H240ZM52 226H54L52 224ZM170 226V225H168ZM176 226V225H175ZM178 226V224H177ZM176 226V227H177ZM199 226V225H198ZM202 226V225H201ZM218 226V225H217ZM224 226V225H223ZM243 226V225H242ZM110 227V226H109ZM158 227V226H157ZM192 228L191 226H189ZM195 227V226H194ZM46 228V227H45ZM59 228V227H58ZM68 228V227H67ZM178 228V227H177ZM176 228V229H177ZM189 228V230H190ZM202 228V227H201ZM200 228V229H201ZM219 227H217L218 229ZM225 228V227H224ZM50 229V228H49ZM53 229V227H52ZM121 229V228H120ZM150 229V228H149ZM179 229V228H178ZM193 229V228H192ZM197 229V228H196ZM198 229V230H200ZM60 230V229H57ZM63 230V229H62ZM61 230V232H62ZM154 230V229H153ZM159 230V229H158ZM165 230V229H164ZM188 230V231H189ZM195 230V229H194ZM193 230V231H194ZM202 230V229H201ZM242 230V228H241ZM49 231V230H47ZM115 231V230H113ZM119 231V230H118ZM146 231V230H145ZM148 231V230H147ZM177 231V230H176ZM174 231V233L176 232ZM179 231V230H178ZM192 231V230H191ZM192 231V232H193ZM215 231H217L215 229ZM224 231L221 229V232ZM44 232V231H43ZM42 232V233H43ZM94 232V231H92ZM122 232V231H121ZM119 232V233H121ZM163 232V231H162ZM180 232V231H179ZM195 232V231H194ZM193 232V233H194ZM227 232V231H226ZM235 232V231H234ZM40 233V232H38ZM45 233V232H44ZM43 233V234H44ZM49 233V232H47ZM54 233V232H53ZM174 233H172L174 235ZM177 233V232H176ZM175 233V234H176ZM184 233V232H183ZM182 233V234H183ZM208 233L205 232V234ZM229 233V232H227ZM226 233V234H227ZM41 234V233H40ZM51 234V233H50ZM76 234V233H75ZM157 234V233H156ZM186 234V233H185ZM216 234V232H215ZM230 234H233L232 232ZM237 234V233H235ZM46 236V233L44 234ZM49 235V234H47ZM59 235V234H58ZM179 235V234H178ZM195 235V234H193ZM207 235V234H206ZM210 235V234H209ZM220 235V234H219ZM240 235V232H239ZM238 235V236H239ZM119 236V235H118ZM117 236V237H118ZM155 236V235H154ZM221 236V235H220ZM224 238L226 235H222ZM231 236V235H230ZM44 237V236H43ZM219 237V236H218ZM235 237H237L235 235ZM157 238V237H156ZM211 238V237H210ZM213 238V237H212ZM211 238V239H212ZM220 238V237H219ZM231 238H234L231 237ZM49 239V238H48ZM55 239V237L53 238ZM155 239V238H154ZM168 239L169 236H168ZM98 240V238H97ZM177 240V239H176ZM193 240V239H192ZM223 240V238H222ZM233 240V239H232ZM54 241V240H53ZM56 241V240H55ZM100 241V240H98ZM131 241V240H130ZM157 241V240H156ZM202 241V240H201ZM211 241V240H210ZM220 241V240H218ZM236 241V240H235ZM234 241V242H235ZM133 242V241H132ZM139 242V241H138ZM142 242V241H141ZM172 242V241H171ZM180 242V241H179ZM182 242V241H181ZM212 242V241H211ZM210 242V244H211ZM216 242V241H215ZM251 242V241H250ZM43 243V242H42ZM48 243V242H47ZM115 243V242H114ZM113 243V244H114ZM174 243V241H173ZM241 243V242H240ZM35 244V243H34ZM136 244V243H135ZM138 244V243H137ZM136 244V246H137ZM171 244V243H170ZM193 243H191L192 245ZM209 244V243H208ZM216 244V243H215ZM115 245V244H114ZM238 245V244H237ZM42 246V244H41ZM53 246V245H51ZM50 246V247H51ZM158 246V245H156ZM195 246V245H194ZM210 246V245H209ZM232 246V244H231ZM125 247V246H124ZM127 247V246H126ZM166 247V246H165ZM175 247V246H173ZM181 247V246H180ZM215 247V246H213ZM248 247V246H247ZM37 248V247H36ZM53 248V247H52ZM120 248V247H119ZM122 248V247H121ZM133 248V247H132ZM138 248V247H137ZM178 248V247H177ZM28 249V248H27ZM112 249H114L112 247ZM123 249V248H122ZM130 249V248H129ZM144 249V248H143ZM166 249V248H165ZM182 249V247H181ZM218 249V248H217ZM52 250V249H51ZM119 250V249H118ZM121 250V249H120ZM139 250V249H138ZM151 250V249H150ZM178 250V249H176ZM194 250V249H193ZM248 250V249H247ZM27 251V250H26ZM37 251V250H36ZM123 251V250H122ZM121 251V252H122ZM132 251V250H131ZM157 251V250H156ZM187 251V250H186ZM189 251V250H188ZM198 251V250H197ZM208 251H213L212 249H208ZM116 252V251H115ZM136 252V251H134ZM148 252V251H147ZM160 252V251H158ZM157 252V253H158ZM171 252V251H170ZM4 253L7 255L4 256ZM123 253V252H122ZM121 253V254H122ZM143 253V252H142ZM145 253V252H144ZM173 253V252H172ZM180 253V252H179ZM41 254V253H40ZM135 254V253H134ZM147 254V253H146ZM159 254V253H158ZM157 254V255H158ZM163 254V252H162ZM181 254V253H180ZM188 254V253H187ZM191 254V253H190ZM186 255V254H185ZM189 255V254H188ZM264 256V255H263ZM262 256V257H263ZM135 257V256H134ZM149 257V256H148ZM156 257V256H155ZM159 257V256H157ZM167 257V256H166ZM249 257V256H248ZM31 256L24 257V260L29 261ZM43 258V257H42ZM137 258V257H136ZM161 258V257H159ZM224 258V257H223ZM264 258V257H263ZM41 259V258H40ZM54 259V258H53ZM71 259V258H70ZM146 259V258H145ZM166 259V258H165ZM187 259V258H186ZM226 259V258H225ZM42 260V259H41ZM72 260H74L72 258ZM90 260V259H89ZM126 260V259H125ZM138 260V259H136ZM141 260V258H140ZM218 260V258L216 259ZM45 261V260H44ZM52 261V260H51ZM60 261V259H59ZM62 261V260H61ZM63 261H65L63 259ZM62 261V262H63ZM75 261V260H74ZM124 261V260H123ZM164 261V260H163ZM171 261V260H170ZM183 261V260H182ZM263 260H261L262 262ZM56 262V261H55ZM66 262V261H65ZM73 262V261H72ZM93 262V260H91ZM130 262V261H129ZM165 262V261H164ZM214 262V261H213ZM173 263V262H172ZM182 263V262H181ZM217 263V262H216ZM42 264V263H41ZM54 264V263H52ZM65 264V263H64ZM69 264V263H68ZM72 264V263H71ZM76 264V263H75ZM91 264V263H90ZM126 264V263H125ZM157 264V263H156ZM220 264V263H219ZM223 264V263H222Z\"/></svg>",
  "mask_w": 264,
  "mask_h": 264
},
{
  "label": "water",
  "instance_id": "obj_3",
  "mask_svg": "<svg viewBox=\"0 0 264 264\" xmlns=\"http://www.w3.org/2000/svg\"><path fill=\"white\" fill-rule=\"evenodd\" d=\"M26 0H0V26L5 23Z\"/></svg>",
  "mask_w": 264,
  "mask_h": 264
}]
</instances>
